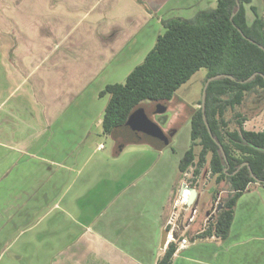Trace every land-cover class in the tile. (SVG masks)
<instances>
[{
    "label": "crops",
    "instance_id": "0c3cea01",
    "mask_svg": "<svg viewBox=\"0 0 264 264\" xmlns=\"http://www.w3.org/2000/svg\"><path fill=\"white\" fill-rule=\"evenodd\" d=\"M171 1L0 0V264H156L172 242L166 225L189 146L109 153L92 143L97 119L103 135L99 93L118 84L105 73L140 64L162 20L217 0ZM249 190L225 240H179L171 264H262L264 231H246L242 218Z\"/></svg>",
    "mask_w": 264,
    "mask_h": 264
},
{
    "label": "trees",
    "instance_id": "16d2710c",
    "mask_svg": "<svg viewBox=\"0 0 264 264\" xmlns=\"http://www.w3.org/2000/svg\"><path fill=\"white\" fill-rule=\"evenodd\" d=\"M251 3L217 0L214 7L199 10L192 18L162 20L164 31L143 61L124 83L107 85L99 93L100 97L108 96L101 122L103 135L112 139L119 152L131 144L149 145L141 133L133 142H124L116 135L137 109L171 104L175 92L201 69L206 70L203 85L216 75L233 77L208 84L204 113L201 100L198 108H191L190 146L178 166L180 177L192 169L196 178L207 163L215 183L227 185L221 207L197 238L215 236L225 240L238 199L250 184L264 185V130H245L246 118L235 111L251 95L264 99V18ZM246 6L254 16L251 22ZM228 112L232 113L229 119ZM232 123L235 128L230 129ZM196 147L200 149L197 156ZM174 238L156 264L172 263L178 245V238Z\"/></svg>",
    "mask_w": 264,
    "mask_h": 264
},
{
    "label": "rangeland",
    "instance_id": "374dc122",
    "mask_svg": "<svg viewBox=\"0 0 264 264\" xmlns=\"http://www.w3.org/2000/svg\"><path fill=\"white\" fill-rule=\"evenodd\" d=\"M177 1L178 0H172L171 5H173ZM182 1L183 0H179V2ZM251 4L257 7L259 14L264 18V0H252ZM214 6L215 4H213L211 7ZM246 8H247V20L248 22H251L254 16L249 10V6H246ZM192 11H194V9H192ZM155 33H156V29L152 24L151 27L149 28V34L151 36ZM118 59H121V57L119 56ZM136 65H138V63ZM136 65L134 67H132L131 65H127L126 67V65H124L122 66V68L119 69L120 65L118 66L117 64V66L111 68L105 74L107 76L111 75L112 79L115 82H117L118 84H122L125 81L128 70L134 69ZM205 75H206V70L201 69L196 74H194L187 83L182 85L175 92L174 94L175 99L173 103H171V105L169 104L170 108L164 114L149 115L153 123L159 125L163 129H167L170 123L173 125L172 133L176 132V134L172 136V138L170 139L171 140L170 146H176L177 148H179L180 146H184V147L190 146V136H189L190 122L187 119V114L188 115L191 114L192 107H195L193 109L199 107L198 102L201 100L202 97V90L204 87L203 82ZM104 78L105 76L103 75L101 80H103ZM98 100L101 101L102 110L104 111L108 101V97L107 96L99 97ZM95 110L98 111V104L96 105ZM147 110L152 111L153 107L152 109L148 108ZM235 111L241 113L242 116L246 118V120L243 123V128L245 130L254 131V132H260L264 130V99L262 96L257 97L251 95L247 97L241 106L236 107ZM231 114H232L231 112H228L226 114V118L229 119L231 117ZM98 121L99 119H97L93 125V127H97V129L94 131V135H92L94 137L92 143H94V146H96L99 142L102 143V145L105 146L106 148L105 152H109L111 151L113 146H115L114 142L110 137L105 135H102V137L99 138ZM233 128H235V125L232 123L230 124V129ZM127 146H129L130 148H133L132 146H138L135 147V149H137L140 148V146H148V145L131 144ZM199 150H200L199 147L194 148V152L196 156L198 155ZM128 159L129 156L122 157V160H124V162H127ZM179 182L185 183L189 188H194L199 193V198L196 204H193L191 206V209L190 208L186 209L183 205L180 204L179 199L176 198L174 202V206L172 207L171 210V214L168 217V221L170 222V224H168L167 222L166 227L168 229H173L174 234H176L177 238H179L178 241L181 240L182 238H185L189 243L188 240L189 237H194V236L197 237V235L195 234L196 231L195 232L191 231L193 227H190L187 230H183V231L182 228L183 226L186 225L191 210L195 209L197 205L196 208L197 214L191 225L193 224L194 226H198V231L201 233L202 229L205 230L207 228L209 222L211 221V216L216 212L218 206H220L221 204V201L226 197L227 185L224 183L221 184L215 183V178L211 176L208 171L207 163L201 169V172L198 175V177L196 178L193 177L192 169H189L186 172V174L180 177ZM216 193L218 194L217 196ZM243 198L244 199L242 200V218L244 220L245 217L244 224L246 225V227H248L246 231L249 230L250 233H253L255 230L257 232V234L256 233L255 234L261 236V234L258 233L264 231V187H251L249 193L245 194ZM255 211H257L256 215H255ZM206 213H209L210 215L206 217ZM237 213L239 215V211H237ZM256 219H257V224L255 226L254 220ZM200 233H198V235ZM243 239L245 240L246 238ZM261 243L263 242L260 243L255 242L254 245L248 247V249H251L253 251L252 252L253 256L255 254L258 255L256 253L255 248L261 249L262 248ZM251 262H253V258L249 259V263ZM251 264H254V262ZM262 264H264V259L262 261Z\"/></svg>",
    "mask_w": 264,
    "mask_h": 264
},
{
    "label": "water",
    "instance_id": "95a60500",
    "mask_svg": "<svg viewBox=\"0 0 264 264\" xmlns=\"http://www.w3.org/2000/svg\"><path fill=\"white\" fill-rule=\"evenodd\" d=\"M222 77H227L233 80V77L229 75H216L214 77L209 78L202 90V97H201V110L204 113V104H205V93L208 84L212 80H216ZM254 75H252L249 79H252ZM167 111V107L162 104H157L155 106L154 111L147 110L145 108L137 109L131 116L129 117L128 121L125 125L117 131L116 135L123 138L124 142H133L136 141L138 134L141 133L144 140L152 147L156 149H162L170 143V138H166L164 133L162 132L161 128L153 123L150 119V114H157L161 115ZM209 134L211 135L210 130L208 129ZM175 132L170 133L169 137H172ZM186 190L185 186H182L180 189V194ZM189 196L187 198L186 206L191 207L195 204L197 198V191L194 188H188ZM221 205L219 206V208Z\"/></svg>",
    "mask_w": 264,
    "mask_h": 264
},
{
    "label": "built area",
    "instance_id": "2783aa9c",
    "mask_svg": "<svg viewBox=\"0 0 264 264\" xmlns=\"http://www.w3.org/2000/svg\"><path fill=\"white\" fill-rule=\"evenodd\" d=\"M182 186H185L186 187V190L183 191L182 194H179L178 195V199H179V202L181 205H183L186 209L190 208L191 207H187L186 206V202H187V198L189 196V191L187 190L189 187L183 183ZM196 214H197V210L196 208L195 209H192L191 212H190V215H189V218L187 220V223L185 226H183L182 228V231L183 230H187L189 228V225L194 221L195 217H196ZM168 224H170V222L168 221ZM168 237L170 238L171 241H175V238H174V231L173 229H169L168 230ZM188 244L187 240L185 238H183L182 240H180V243H179V247H183V246H186Z\"/></svg>",
    "mask_w": 264,
    "mask_h": 264
},
{
    "label": "flooded vegetation",
    "instance_id": "af4514ba",
    "mask_svg": "<svg viewBox=\"0 0 264 264\" xmlns=\"http://www.w3.org/2000/svg\"><path fill=\"white\" fill-rule=\"evenodd\" d=\"M173 103V102H172ZM171 105V104H170ZM167 107V110L170 108L169 107V105H167L166 106ZM154 109L155 108H153V110L152 111H154ZM159 126V125H158ZM160 127V126H159ZM161 128V127H160ZM161 130H162V132L164 133V135H165V137L166 138H170L171 139V137H169L170 136V133H172V130H173V125L170 123L169 125H168V128L167 129H163V128H161Z\"/></svg>",
    "mask_w": 264,
    "mask_h": 264
}]
</instances>
